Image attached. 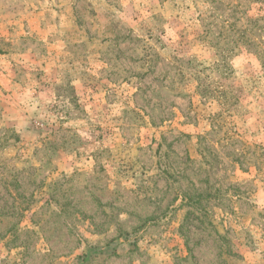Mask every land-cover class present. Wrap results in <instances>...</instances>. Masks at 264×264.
<instances>
[{"label": "rangeland", "instance_id": "374dc122", "mask_svg": "<svg viewBox=\"0 0 264 264\" xmlns=\"http://www.w3.org/2000/svg\"><path fill=\"white\" fill-rule=\"evenodd\" d=\"M0 264H264V0H0Z\"/></svg>", "mask_w": 264, "mask_h": 264}, {"label": "crops", "instance_id": "0c3cea01", "mask_svg": "<svg viewBox=\"0 0 264 264\" xmlns=\"http://www.w3.org/2000/svg\"><path fill=\"white\" fill-rule=\"evenodd\" d=\"M8 59H9V57H8V55L6 53H0V62H2V63L5 62L4 65H2V67L5 66L4 67L5 70H7V68H8L7 67ZM2 67L0 66V80L7 81L8 74L3 72V68Z\"/></svg>", "mask_w": 264, "mask_h": 264}]
</instances>
